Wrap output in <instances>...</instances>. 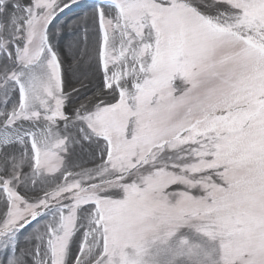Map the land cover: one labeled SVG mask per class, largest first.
<instances>
[{
    "label": "snow or ice",
    "instance_id": "1",
    "mask_svg": "<svg viewBox=\"0 0 264 264\" xmlns=\"http://www.w3.org/2000/svg\"><path fill=\"white\" fill-rule=\"evenodd\" d=\"M0 264H264V0H0Z\"/></svg>",
    "mask_w": 264,
    "mask_h": 264
},
{
    "label": "rangeland",
    "instance_id": "2",
    "mask_svg": "<svg viewBox=\"0 0 264 264\" xmlns=\"http://www.w3.org/2000/svg\"><path fill=\"white\" fill-rule=\"evenodd\" d=\"M91 0H81V3H89ZM80 9L73 8L72 11L66 12L64 14V20L70 21L74 18L75 14L78 13ZM88 27H89V35H88V51L85 55V60H88L90 57H92L90 63H85L84 61H81L80 63H75L73 60V53H70L66 49V45L70 42H74L73 52L78 56L80 50L83 48L84 43L82 39V34L79 31V26H73V27H65L61 33V41H60V53L63 60V68L65 73V79H66V89L71 90L72 86L76 83V81L73 79L74 73H89V87L91 89H95L96 86H99L101 84V78L99 74L96 72L95 69V48H94V38H93V32L92 29L94 28L93 22L91 19L88 21ZM75 32L77 35L75 37H70L69 33ZM78 86V85H77ZM79 155V149H77V153L74 155V159L76 156Z\"/></svg>",
    "mask_w": 264,
    "mask_h": 264
}]
</instances>
